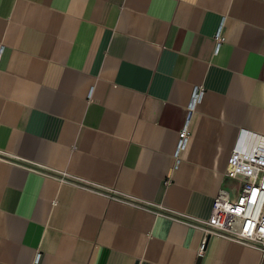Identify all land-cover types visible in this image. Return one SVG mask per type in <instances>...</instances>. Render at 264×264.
<instances>
[{
    "label": "crops",
    "instance_id": "crops-1",
    "mask_svg": "<svg viewBox=\"0 0 264 264\" xmlns=\"http://www.w3.org/2000/svg\"><path fill=\"white\" fill-rule=\"evenodd\" d=\"M239 131L264 0H0V264H262L200 226Z\"/></svg>",
    "mask_w": 264,
    "mask_h": 264
},
{
    "label": "built area",
    "instance_id": "built-area-1",
    "mask_svg": "<svg viewBox=\"0 0 264 264\" xmlns=\"http://www.w3.org/2000/svg\"><path fill=\"white\" fill-rule=\"evenodd\" d=\"M216 48L220 30L215 33ZM203 89L195 86L189 104L193 110ZM189 130H180L174 156L186 146ZM178 160H176V163ZM224 176L231 180L214 196L209 217L200 225L206 234H216L257 249L264 264V136L255 135L235 142L230 150Z\"/></svg>",
    "mask_w": 264,
    "mask_h": 264
},
{
    "label": "bare ground",
    "instance_id": "bare-ground-1",
    "mask_svg": "<svg viewBox=\"0 0 264 264\" xmlns=\"http://www.w3.org/2000/svg\"><path fill=\"white\" fill-rule=\"evenodd\" d=\"M188 127V126H187ZM252 136H255V135H252L250 132H246V131H239L236 135V138L234 140V143L235 142H241L242 140L244 139H247V138H250ZM178 156V155H177ZM126 202V201H125Z\"/></svg>",
    "mask_w": 264,
    "mask_h": 264
},
{
    "label": "water",
    "instance_id": "water-1",
    "mask_svg": "<svg viewBox=\"0 0 264 264\" xmlns=\"http://www.w3.org/2000/svg\"><path fill=\"white\" fill-rule=\"evenodd\" d=\"M207 235H208V234H207ZM135 264H137V262H136Z\"/></svg>",
    "mask_w": 264,
    "mask_h": 264
}]
</instances>
